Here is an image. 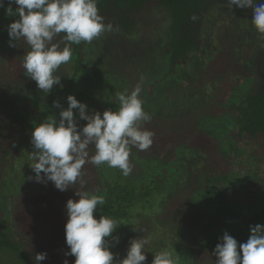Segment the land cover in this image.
<instances>
[{
    "label": "trees",
    "instance_id": "16d2710c",
    "mask_svg": "<svg viewBox=\"0 0 264 264\" xmlns=\"http://www.w3.org/2000/svg\"><path fill=\"white\" fill-rule=\"evenodd\" d=\"M4 4L7 8V0ZM97 7L99 14L126 38L139 35L141 16L152 7L165 13L168 24L163 32L167 33L166 65L164 70V61L160 66V76L155 75L158 79L149 85L150 96H155L153 90L163 81H176L179 71L189 65L196 71L205 65L203 77L197 78L196 88L205 95L210 90L214 96L211 98L212 106L206 108L208 112L204 110L203 118L196 123L167 121L152 116L151 121L144 125L155 134L153 144L145 151L136 148L131 151L147 164L149 172L145 179L128 183L118 168L85 164L82 169L86 181L84 188L79 182L72 187L104 196L105 204L95 211L97 219L106 215L120 224L113 237H118L119 246L127 251L129 240L144 236V231L122 235L120 227L132 222L137 214H153L160 200L176 190L178 179L186 169L182 163L185 155L198 154L214 162L216 167L220 161L229 169L227 172H214V183L222 188L220 193L207 189L193 193L201 208L211 216L209 221L198 227V235L212 237L223 229L238 230L245 225L252 226L251 223L264 226V47L261 46L264 40L255 32L252 39H247L252 44L242 53L231 45L233 43L230 42L235 40L225 39L227 35L223 37L225 45L210 44L211 30L207 24L214 14L227 8V0H98ZM5 8H0V17H7L9 23L15 22L18 16H8ZM12 8L15 11L13 5ZM238 10L246 15L248 22L252 20L254 9ZM193 15L198 17L196 21L190 19ZM7 39V31L0 32V47ZM88 48V43L72 45L70 74L61 86L53 87L49 92L61 108L41 101L35 94L20 95L16 88L10 87L14 83L22 85L26 76L19 60L9 58L0 66V172L8 166L16 148L18 131L27 127L30 136L34 127L45 119L55 117L58 120L60 111L68 107L67 97L73 95L77 99L78 92L84 88L83 80L93 85L104 84L107 105L112 110L118 108L116 84L114 86L111 78L91 67L86 53ZM200 56L206 58L201 60L202 65L201 61L195 60ZM177 79L184 83L182 78ZM33 151L30 143L29 150L26 147L24 153L30 165L33 161L29 154ZM89 152L94 154V147L90 146ZM221 154L228 155L232 162L223 161ZM34 177L35 173L27 168L11 185L0 183V264H34V257L38 254L35 243L24 244L21 236L16 235L7 207V201L13 203L18 194L27 202H36L53 189L52 182H36ZM67 201L64 195L55 200L66 222ZM174 205L176 203L168 205L159 220L165 223L170 220L181 226L192 217V211L188 206ZM108 239L112 241L111 237ZM112 244L116 245L115 241ZM114 250L115 246H110V251L114 253Z\"/></svg>",
    "mask_w": 264,
    "mask_h": 264
},
{
    "label": "rangeland",
    "instance_id": "374dc122",
    "mask_svg": "<svg viewBox=\"0 0 264 264\" xmlns=\"http://www.w3.org/2000/svg\"><path fill=\"white\" fill-rule=\"evenodd\" d=\"M13 7L16 8L17 6L13 5ZM104 23L111 24L113 30L103 33L92 43H88L89 48L86 53L91 67L111 78L114 81V86L116 84L117 92H122L124 89L131 91L136 84L140 83L142 87L140 98L143 100V108L149 114H153L151 116L164 118L167 121L174 119L180 123H196L203 118L202 113L204 110L208 112L206 108L212 106L211 98L214 96L210 90L209 94L205 95L200 88H196L197 78L203 77L205 65L197 71L189 65L179 71L176 81L169 79L163 81L162 84L160 83L161 85L159 84L153 90L154 97L150 96L151 93L149 94V85L158 79L155 75L160 76V66L164 61L165 70L167 59L164 56L167 33L163 32L167 29L168 24L166 15L161 9L152 7L141 16L140 31L137 37L126 38L114 24L108 20H104ZM9 24L7 17H0V32L7 31ZM207 25L211 30L210 44L215 43L214 45L220 46L225 45V39L235 40L230 43H233L231 44L233 48L240 53L252 44V41H247V39H252L256 32L251 23L248 22L246 15L235 8L232 12L228 8H223L210 18ZM63 35L61 33L57 36L53 43H58ZM223 37L226 38L223 39ZM161 48L163 51H160ZM29 50V46L23 39L17 42L16 47H10L9 39H7L0 47V66L4 65L9 58H15L22 63L23 56ZM195 60L201 61L206 60V58L200 56L196 57ZM142 70L146 73L144 74ZM69 74V63L61 65L56 73V75L61 76V84L55 85L54 88L61 86L64 78L68 77ZM177 77L182 78L184 83L177 81ZM103 85H93L83 80L84 88L78 92L77 100L86 104L89 112L99 111L103 113L110 108L107 105L108 95ZM10 87L16 88L20 95L35 94L41 101L52 104L53 101H56V98L50 93L40 94L43 91L39 90L35 81L27 76H25L22 85L14 83ZM208 116L211 117L210 113ZM79 124L84 126L86 122L81 121ZM18 132L19 135L17 133L15 136L16 148L13 149L8 166L0 172L1 185H11L12 181H16L17 175L30 168L29 159L24 153L26 147L29 150L31 135L28 136L27 127ZM220 157L227 163L232 162L228 155L221 154ZM129 159L133 165V170L128 176H124V180L133 183L145 179L149 172L146 168L147 164L141 162L134 151H131ZM207 160L198 154L196 156L185 155L182 163L185 164L186 169L182 177L178 179L176 190L167 193L164 199L160 200L158 209L153 214H137L132 222H126L124 226L120 227V234L122 235H126L128 232L144 231V236L152 237L151 245L145 247V251L148 253H146L147 260L144 264H151L154 259L153 253L161 249L169 250L177 260V264H215V257L212 253L225 232L236 239L238 244H241L249 238L250 227L257 225L251 223L252 226L245 225L238 230L223 229L219 234L212 237H200L198 235V227L201 223L209 221L211 216L201 208L196 197H193V193L200 189H207L211 192L219 191L220 193L222 188H218L214 183V172L229 171L228 167L220 161L216 167L214 162ZM75 192V188L61 192L53 187L51 191L43 195L42 199L36 202L25 201L21 194L14 198L13 203L10 200L7 201L8 217L11 225L16 229V235L21 236L24 244L35 243L38 253L47 254V258L40 264H64L65 260L68 261V264H74L75 257L65 256V253L70 251L65 239L66 221L62 217L60 206L55 200L59 199L60 195L66 196L67 200H78L79 197L75 196ZM171 203H176L173 207L188 206L192 211V217L187 218L181 226H176L170 220L168 223L159 220V216L165 212ZM94 218H97L95 212ZM134 227L138 231H134ZM114 246L116 258H124L126 255L125 247L119 246V244Z\"/></svg>",
    "mask_w": 264,
    "mask_h": 264
},
{
    "label": "clouds",
    "instance_id": "9594fccd",
    "mask_svg": "<svg viewBox=\"0 0 264 264\" xmlns=\"http://www.w3.org/2000/svg\"><path fill=\"white\" fill-rule=\"evenodd\" d=\"M98 0H0V8H5L8 16H18L7 26L9 46L16 47L23 39L30 50L23 56L22 67L25 75L35 81L43 93L51 92L61 84V76L56 75L61 65L72 59V45L92 43L113 26L105 24L99 14ZM12 5H16L15 11ZM238 9H254L251 25L261 40H264V0H227L230 12ZM192 21L198 19L193 15ZM61 36L58 43L53 40ZM63 44V47H61ZM264 47V44L261 45ZM141 84L129 91L116 93L118 108L89 112L87 105L75 96L67 97L68 107L59 113V119L47 118L34 127L31 141L34 151L29 154L33 163L29 166L35 173V181H50L63 192L79 182L84 188L85 164L96 167L118 168L128 176L133 165L129 159L131 149L145 151L153 144L154 132L144 125L152 116L143 108L140 98ZM53 106L61 108L57 101ZM76 110V115H74ZM79 121H85L81 126ZM90 146L94 154L90 155ZM43 174V175H42ZM31 179V177H30ZM78 200L66 203L67 222L65 224L66 245L70 251L65 256L75 257L74 264H144L147 260L145 247L151 245V236L132 238L128 242L126 255L118 259L110 251L114 231L120 225L106 215L94 218V212L105 204L103 195L76 190ZM134 231H138L135 227ZM250 236L245 243L238 244L227 232L215 246L212 255L215 264H264V226L250 227ZM111 237L112 241L108 238ZM239 249V251H238ZM154 254L151 264H177L173 254L161 249ZM47 258L46 253H38L34 264ZM64 264H68L65 260Z\"/></svg>",
    "mask_w": 264,
    "mask_h": 264
}]
</instances>
